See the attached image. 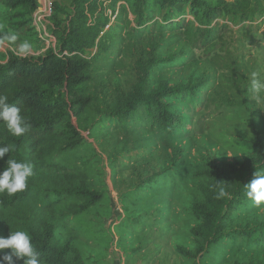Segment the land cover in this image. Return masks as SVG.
<instances>
[{"label":"trees","instance_id":"obj_1","mask_svg":"<svg viewBox=\"0 0 264 264\" xmlns=\"http://www.w3.org/2000/svg\"><path fill=\"white\" fill-rule=\"evenodd\" d=\"M67 1V5L59 0L53 3L49 32L55 38L54 47L27 58L7 51L5 62L0 63V95L8 96L9 103L19 107L31 125L26 134L14 137L0 122V146L13 148L0 160V170L7 166L8 158L34 165V175L28 178L24 191L0 194V236L26 230L41 253V264H84L74 245L53 242L60 218L58 204L74 198L78 202L72 213L79 214L103 197L85 174L60 160L82 144V131L90 134L96 125H105L125 133L137 126L169 141L190 131L206 132L214 114L209 107L220 98V80L197 76L154 83L150 71L161 66L186 68L207 60L217 65L214 51L232 28L230 23L249 28L264 17V0ZM37 6V0H0V18L14 31L27 27L34 39L41 41L31 22ZM261 37L264 42V27ZM153 41H157L155 47L170 44L177 51L147 64L134 59L139 76L129 90L115 87L113 100L101 99L105 84L108 87L103 76L109 72L108 66H115L114 55ZM194 50L201 51L199 57ZM186 114L190 116L186 118ZM194 116L192 126L189 121ZM249 140L251 153L232 163H209L198 172L205 185L201 199L191 208L197 223L190 228V235L199 248L191 252L178 246L183 257L208 254L213 246L230 256L239 250L257 252L264 247V220L252 218L243 226H232L238 207L247 199L244 184L255 171H264V145L256 129ZM8 252L10 249L3 250ZM226 264L254 263L233 258Z\"/></svg>","mask_w":264,"mask_h":264},{"label":"rangeland","instance_id":"obj_2","mask_svg":"<svg viewBox=\"0 0 264 264\" xmlns=\"http://www.w3.org/2000/svg\"><path fill=\"white\" fill-rule=\"evenodd\" d=\"M59 2L67 5L68 1ZM242 25L230 23L232 28L214 51L218 54L214 56L217 65L207 60L186 68L161 66L150 71L154 83L161 80L174 83L197 76H215L220 80L217 84L220 98L209 107L214 114L206 132L190 131L169 141L137 126L125 133L105 125H96L90 134L82 131V144L63 154L60 160L85 174L103 197L79 214L72 213L78 202L74 198L57 205L60 218L53 235L56 245L65 242L74 245L84 264H226L233 258L264 263V247L257 252L239 250L232 256L215 246L208 254L201 253L196 258H186L177 252L178 246L191 252L199 248L190 235V228L197 223L191 208L201 199L205 185L198 172L209 163H232L251 153L249 138L253 129L259 132L264 145V92L251 91L253 72L264 81L261 37L264 17L249 28H240ZM6 31L14 30L0 18V35ZM15 32L19 33L16 44H0V63L5 62L7 51L18 54V45L25 39L33 45L28 56L47 49L46 41L35 40L27 27ZM156 43L142 42L125 54L114 55L115 66L110 69L108 66L109 72L103 76L107 90L104 87L99 97L111 101L115 87L123 92L129 90L139 76L134 59L147 64L165 57L171 50L174 54L177 51L170 44L155 47ZM194 54L199 57L201 51L194 50ZM195 121L196 116L189 122L193 126ZM191 124L186 126L191 128ZM236 214L232 226H243L252 218L264 220V203L256 206L247 198Z\"/></svg>","mask_w":264,"mask_h":264},{"label":"clouds","instance_id":"obj_3","mask_svg":"<svg viewBox=\"0 0 264 264\" xmlns=\"http://www.w3.org/2000/svg\"><path fill=\"white\" fill-rule=\"evenodd\" d=\"M19 33L6 31L0 35V44H16ZM30 40H23L18 45V54L21 58H27L32 50ZM251 78V91L254 93L264 92V81L258 78V74L253 72ZM0 122H2L9 133L14 137H20L30 130V122L21 114V109L9 103L6 95H0ZM13 151L12 146H0V160L6 154ZM7 166L0 170V194L7 193L9 196L22 192L27 188L28 178L34 175V165L28 160H18L8 158ZM246 197L256 206L264 203V171H255L253 178L244 184ZM4 249L10 252L3 253ZM0 264H16L17 260H22L23 264H41V253L32 243V237L26 230L10 231L7 237L0 236Z\"/></svg>","mask_w":264,"mask_h":264},{"label":"built area","instance_id":"obj_4","mask_svg":"<svg viewBox=\"0 0 264 264\" xmlns=\"http://www.w3.org/2000/svg\"><path fill=\"white\" fill-rule=\"evenodd\" d=\"M38 6L31 13V22L36 34L41 40H45L47 48L54 47L55 38L49 32L52 27V13L54 0H37Z\"/></svg>","mask_w":264,"mask_h":264}]
</instances>
